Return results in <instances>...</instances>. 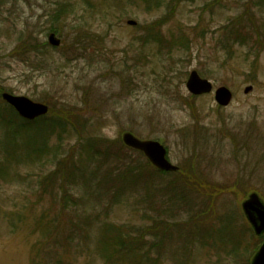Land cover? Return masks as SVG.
<instances>
[{
  "label": "rangeland",
  "instance_id": "1",
  "mask_svg": "<svg viewBox=\"0 0 264 264\" xmlns=\"http://www.w3.org/2000/svg\"><path fill=\"white\" fill-rule=\"evenodd\" d=\"M247 6L264 34L251 0H0V264H252L263 239L242 203L254 192L264 201V48L227 43ZM193 71L211 92L191 95ZM221 86L233 92L225 107ZM4 92L84 115V143H100L91 154L111 146L145 164L154 184L121 186L111 201L88 190L85 200L81 176L65 177L89 157L81 134L47 136L38 124L6 137ZM128 131L163 143L182 174L130 150ZM37 135L43 153L33 151ZM65 192L78 212L62 210ZM111 227L129 245L107 258L99 242Z\"/></svg>",
  "mask_w": 264,
  "mask_h": 264
},
{
  "label": "trees",
  "instance_id": "2",
  "mask_svg": "<svg viewBox=\"0 0 264 264\" xmlns=\"http://www.w3.org/2000/svg\"><path fill=\"white\" fill-rule=\"evenodd\" d=\"M253 3V6L257 10L262 9L264 10V0H251ZM239 10H241L240 6L238 7ZM252 7H248L242 11H238L236 13V16L232 21L229 23V37L227 40V43L230 45H235L238 43L241 39L243 42L247 45L250 46V48H256V47H262L264 48V34L261 33L262 28L261 26L258 25L256 18H254V14L252 12ZM264 29V25H263ZM157 39L160 40V38L157 37ZM239 40V41H238ZM67 109V108H66ZM64 109V107H60L59 109L55 110H50L49 114L45 117H41L37 120L34 121H27L21 119L17 114H13L12 112L6 111V113L2 114L4 117L2 125L6 128V137L11 133H16L15 138L17 133L20 132L21 128H28L32 127L35 125L40 124V126L37 127V133L44 134L47 133L52 135V134H58L59 137H62L63 134L69 133L72 134V129L78 133L81 134V138L79 141V145H83L82 150H86L89 154V157L87 155L86 160L84 161H77V158L74 160L73 165L70 164V168L67 169L65 177H68L69 180L71 178H75L76 176H81L82 181L81 183L84 185V189L86 192L84 195H82V198L87 199L85 196L90 193L88 190H92L93 193L96 195V197H99L100 200L104 197H107L108 201H111L112 199L115 198L116 195H119V187H124V185H130L133 184L134 186L141 187V183L146 182V187L147 182H153L154 184V176H151L150 173L148 172V167L145 166V164H135L131 163L128 161V159L123 157V154L114 151L112 147L110 146L105 149V151H102L103 153L105 152L104 155H101L99 153H92L91 151L96 150V147L99 146V142L94 140L93 138H89L86 143H84V138H82L83 135V129H85V123L87 118H85L84 115H81L80 113H75L73 112L74 110L70 109ZM10 111V110H9ZM13 115L16 117H13ZM84 117V118H83ZM38 136V135H37ZM39 138V136H38ZM37 137L32 138V143H33V148L34 152H36L38 149L43 153L45 152L43 146H39L38 144L41 143V139H38ZM16 142V139H15ZM133 152H137L136 150L130 149ZM143 156V155H142ZM86 162L89 163V167L87 166H81V163ZM150 164V162H147ZM91 165V166H90ZM151 165V164H150ZM56 171V170H55ZM53 172L52 174H48L46 176V179L49 177L52 179L54 177V173L57 174V172ZM91 173V176H88V173ZM94 172V174H93ZM159 173L161 172L162 174H167V172H162L158 171ZM178 174H182V170L180 169ZM176 173V174H177ZM193 171L189 170V177L190 178H197V183H199V178L194 176L192 174ZM192 176V177H191ZM66 182V181H65ZM114 183V189L112 187H107L108 183ZM92 185L94 186V190L92 188ZM107 187V188H106ZM154 187V185H153ZM105 190V192H104ZM178 191V188H177ZM180 191V190H179ZM104 192V193H103ZM108 192V193H107ZM63 199L68 201V204H64L62 206V210H65L69 208L70 206H76L74 209V212H78V206L80 205L79 201H73L71 204L70 202V197L68 196V192L63 193ZM78 205V206H77ZM88 218L85 220L86 224L90 223V220L88 219H93L90 216H87ZM46 215L42 216V219H45ZM94 220V219H93ZM50 226L52 228H55L57 230V236L51 232V237L54 239H59V232H61V229L59 228V223L56 222H49ZM78 227L81 229V225L77 223ZM75 226V224L73 225ZM86 227V226H85ZM109 231L107 230L106 235L108 236H103V238L100 240L99 244L102 245V249L107 253V258L112 256L114 253H118L121 250L124 249L126 251V247L129 245L127 238L129 239V233L124 234L122 230L119 228L111 227L108 228ZM73 231V228H72ZM74 233V232H73ZM112 233V235H110ZM72 235V234H71ZM84 235V234H83ZM85 236H87L85 234ZM60 240V239H59ZM128 251V250H127Z\"/></svg>",
  "mask_w": 264,
  "mask_h": 264
},
{
  "label": "water",
  "instance_id": "3",
  "mask_svg": "<svg viewBox=\"0 0 264 264\" xmlns=\"http://www.w3.org/2000/svg\"><path fill=\"white\" fill-rule=\"evenodd\" d=\"M135 24L134 21H129ZM50 42L59 45L60 40L55 35L50 36ZM188 90L196 95L209 93L213 89L212 83L208 79L202 78L197 71L191 72L187 80ZM251 88H246V92ZM232 92L228 87L221 86L216 90V101L223 106H227L232 99ZM3 98L25 118L34 119L48 112L49 107L43 103H37L25 96H14L4 93ZM124 142L137 150L144 152L148 159L159 169L166 171H176L178 167L173 165L167 158L166 147L156 140H141L130 132L124 134ZM243 209L251 222L256 234L264 233V202L257 193H252L244 203ZM253 264H264V243L260 247Z\"/></svg>",
  "mask_w": 264,
  "mask_h": 264
}]
</instances>
